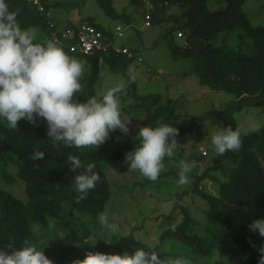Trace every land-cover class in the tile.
<instances>
[{
  "label": "trees",
  "instance_id": "obj_1",
  "mask_svg": "<svg viewBox=\"0 0 264 264\" xmlns=\"http://www.w3.org/2000/svg\"><path fill=\"white\" fill-rule=\"evenodd\" d=\"M152 1L156 9L147 11L142 0H130L134 6L142 8L144 19L146 13L150 14L151 27L161 25L167 17L174 20L177 26L165 34L173 57L194 58L195 67L191 74L197 77L199 84L212 92L234 96L235 104L226 110L210 111L204 116H194L179 123L177 101L165 100L164 96L157 94H138L136 80H130L128 76L135 56L132 59L116 54L113 49L108 54L96 52L90 56L65 50L70 57L85 59L90 64L89 80L83 93L73 98L75 101L83 103L89 97H96L99 67L104 61L113 74L126 80L127 89L120 93L125 95V102L130 99L135 101L121 108L122 116L130 118L137 113L135 121L141 122L132 135H124L117 129L99 147L82 148H69L49 139L47 122L42 118L36 125L22 119L17 129L11 130L6 121L0 122V165L13 164L19 168L18 180L24 184L27 194V199L22 201L0 187V250L10 254L11 247L19 248L28 241L43 250L53 264H67L70 259L83 260L85 256L79 255L78 248L111 254L131 253L136 248H144L156 251L161 258L171 257L134 234L118 238L113 244L101 241L93 245L88 243L93 235L90 225L106 212L113 196L105 165L124 159L126 153L134 149L136 144L122 143V139L135 136L139 127L168 124L177 128L176 140H179L191 135L214 114H217L214 121L219 127L236 129L239 126L230 112L232 107L240 111L246 104L254 103L264 110V27L251 24L243 10L247 0ZM211 1L225 2L226 6L212 10L209 8ZM40 2L43 11L28 0H7L11 11H18L17 21L21 28L35 27L47 39L56 31L62 33L67 29H76L74 19H69L65 26L60 27L55 14V11L65 7L60 1ZM96 2L108 18L128 21L126 15L117 12L114 0ZM170 11L176 13L169 16L167 13ZM182 19L185 22L181 23ZM83 22L96 27L112 40V31L93 18ZM178 30L185 31L187 45L180 46L175 42L173 33ZM236 30L241 31L238 34L241 41L250 39L253 42L255 51L252 55L225 45H215L221 35ZM37 42L43 43L42 40ZM73 44V41L69 42V45ZM241 133L240 149L224 155L215 154L210 165L191 183L192 193L205 205L203 214L193 215L187 207L176 205L174 212L182 215L179 223L160 236L161 243H171L176 249L173 257H186L191 264H208L211 261L208 257L217 252L221 260L212 264H228L225 260L229 264H258V249L264 244V238L252 233L248 225L255 219L264 218V127L257 132ZM35 151L44 153V159L33 160ZM69 156L78 157L83 165L93 164V171L101 178L79 203L76 202L74 180L84 169L71 172ZM203 156L205 158L207 153ZM207 181L211 183L213 192L204 185ZM200 216L207 224L199 220ZM167 219L171 220L172 215Z\"/></svg>",
  "mask_w": 264,
  "mask_h": 264
},
{
  "label": "rangeland",
  "instance_id": "obj_2",
  "mask_svg": "<svg viewBox=\"0 0 264 264\" xmlns=\"http://www.w3.org/2000/svg\"><path fill=\"white\" fill-rule=\"evenodd\" d=\"M48 1H60L65 6L55 11L60 27L65 26L69 19L83 22L87 18H93L97 23L112 32L117 26H123L125 36L123 39H117L115 46L119 48L127 47L135 56L131 69L138 84V94L140 96L157 94L164 96L165 100L170 98L177 101L179 123L194 116H204L210 111L226 110L235 104L236 99L234 96L222 92H212L199 84L197 77L191 74L195 67L194 58L179 57L175 59L173 57L172 48L169 41L165 39V34L177 26L174 20H169L167 17L161 25L148 27L145 25L142 8L134 6L130 0H114L117 12L126 15L128 21L108 18L104 15L96 0ZM225 6V2L211 1L209 3V8L212 10ZM70 8L73 9L70 10ZM243 10L253 26L264 27V0H247ZM175 13V11H170L167 15L170 16ZM183 22H185V19L181 20V23ZM239 33H241L240 30L225 33L221 35L218 41H215V45H225L240 50L244 54L252 55L255 51L253 42L250 39L241 41L238 37ZM184 35L186 36V34ZM37 36L38 40L41 39L43 43L47 41L46 36L39 29H37ZM173 38L178 45L184 46L186 37L183 39L178 38V32L175 31ZM140 58H142V62L138 61ZM78 60L84 65L81 78L82 91L75 93L73 98L83 93L90 77V64L85 59ZM99 70V80L95 86L98 100L108 90L118 85L123 84L124 88L122 90L127 89L126 80L117 74H113L106 62H101ZM124 97V94H119L121 108L135 103L133 99L125 102ZM230 112L233 113L235 121L245 134L250 133L245 123L249 117L254 119L260 125V128L264 127V110L254 103L246 104L245 108L240 111H235V107H232ZM136 114L134 113L130 117L132 121L128 126L129 132L127 135L134 134L141 122L139 120L135 121ZM216 117L217 114H214L212 117L206 118L191 135L177 140L174 156L172 158L165 157L163 161L164 168L156 181L144 178L138 170L129 169L125 158L105 165L104 170L109 178L113 195L105 213L108 216L109 223L117 225V229L112 231L101 225L97 219L90 225L93 235L88 243L93 245L97 241H101L113 244L118 238L134 234L144 243L160 248L173 257L176 249L171 243H161L160 236L169 227L176 226L179 223L182 215L179 212H174L176 205L187 207L193 215L197 213L202 215L203 211L206 210L200 198L192 193L191 183L195 181L197 175H201L210 165V161L215 155L211 144V136L219 127L217 122L214 121ZM128 137L122 139V143H137L134 139L135 136L130 137V139ZM205 152L207 156L204 158L203 153ZM201 154L203 157H201ZM182 159L191 163L190 180L184 186L177 183L179 179V161ZM18 171L19 168L13 164L0 165V187L25 201L27 194L24 184L18 180ZM204 185H207V188L212 192L214 191L209 181L204 182ZM202 187L204 189L203 185ZM171 215L172 219H167ZM200 217L199 220L205 222L203 216ZM205 224L207 223L205 222ZM77 252L79 255L85 256L89 249L78 248ZM208 259L212 261L208 264H212L221 260V255L214 252ZM73 261L70 259L67 264H72ZM225 263L229 264L226 260Z\"/></svg>",
  "mask_w": 264,
  "mask_h": 264
},
{
  "label": "clouds",
  "instance_id": "obj_3",
  "mask_svg": "<svg viewBox=\"0 0 264 264\" xmlns=\"http://www.w3.org/2000/svg\"><path fill=\"white\" fill-rule=\"evenodd\" d=\"M18 14L10 10L7 0H0V122L6 121L11 130L17 129L22 119L36 125L42 118L47 122L49 139L69 148L99 147L117 129L127 135L132 119L121 113L119 94L124 85L108 90L99 100L93 96L83 103L75 101L74 94L82 91L83 63L67 55L55 40L37 42V29L21 28ZM131 54L129 58L133 59L134 54ZM140 59L138 61L142 62ZM128 76L130 80L135 79L131 68ZM245 123L250 132L260 129L251 117ZM177 135V128L168 124L139 127L134 137L136 146L125 155L128 168L156 181L164 168L165 157L174 156ZM241 135L240 127H218L211 136L215 154L238 151ZM32 159L43 160L44 153L35 151ZM68 160L71 172L84 169L74 180L76 202L79 203L101 178L93 171V164L83 165L75 156H69ZM190 171L191 163L180 160L178 185L189 183ZM98 220L112 231L117 229V225L109 223L106 213H101ZM248 229L264 238V218L253 220ZM11 248L10 254L0 250V264H53L43 250L28 241L19 248ZM258 252V264H264V244ZM72 264H191V261L186 257L161 258L154 250L136 248L131 253L120 254L89 251L83 260H74Z\"/></svg>",
  "mask_w": 264,
  "mask_h": 264
},
{
  "label": "built area",
  "instance_id": "obj_4",
  "mask_svg": "<svg viewBox=\"0 0 264 264\" xmlns=\"http://www.w3.org/2000/svg\"><path fill=\"white\" fill-rule=\"evenodd\" d=\"M147 11L154 9L156 4L152 0H142ZM30 4L37 7L40 11H43L44 8L41 5L40 0H28ZM156 9V8H155ZM76 25L75 30L67 29L62 33L54 32L51 37L47 39L55 40L63 50H69L72 54H80L90 56L96 52L103 54H108L110 50H114L116 54L127 55L132 57L130 50L127 47H116L115 41L117 39H123L125 36V30L123 26H117L112 32V40L107 37L103 32L99 31L96 27L88 24L87 22H78L74 21ZM145 25L151 27L150 23V14L146 13ZM185 37L184 32L181 30L178 32V38L183 39ZM74 42L73 45H69V42ZM187 45V43L185 42ZM141 61V59H140Z\"/></svg>",
  "mask_w": 264,
  "mask_h": 264
},
{
  "label": "crops",
  "instance_id": "obj_5",
  "mask_svg": "<svg viewBox=\"0 0 264 264\" xmlns=\"http://www.w3.org/2000/svg\"><path fill=\"white\" fill-rule=\"evenodd\" d=\"M75 21V20H74ZM76 22V21H75ZM47 39V38H46ZM39 40H41V39H39Z\"/></svg>",
  "mask_w": 264,
  "mask_h": 264
}]
</instances>
